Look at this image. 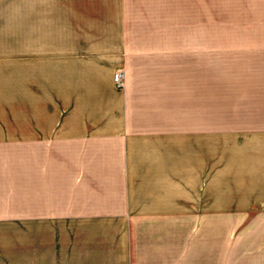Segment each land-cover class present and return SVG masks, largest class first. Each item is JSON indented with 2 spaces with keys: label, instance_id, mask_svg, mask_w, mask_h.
I'll use <instances>...</instances> for the list:
<instances>
[{
  "label": "crops",
  "instance_id": "obj_1",
  "mask_svg": "<svg viewBox=\"0 0 264 264\" xmlns=\"http://www.w3.org/2000/svg\"><path fill=\"white\" fill-rule=\"evenodd\" d=\"M34 1L30 40L0 41V226L35 234L36 264L172 243L185 264L184 215L195 242L215 214L264 232V0L225 27L214 0H96L46 31Z\"/></svg>",
  "mask_w": 264,
  "mask_h": 264
},
{
  "label": "rangeland",
  "instance_id": "obj_2",
  "mask_svg": "<svg viewBox=\"0 0 264 264\" xmlns=\"http://www.w3.org/2000/svg\"><path fill=\"white\" fill-rule=\"evenodd\" d=\"M41 1L42 26L45 31L49 26L57 27L93 20L92 17L96 15V0ZM100 4L101 1L98 0V6ZM214 6L217 27L242 25L249 20L237 17L240 14L239 8L245 7L243 0H214ZM35 7L34 0H0V41L16 42L24 40L27 36V40H30L33 36L31 33L34 34L35 31ZM121 82L120 85L123 84L122 80ZM246 217L238 222L239 219H233L227 213L215 214V240L195 242L190 216L184 215L182 220L185 264H264V232L256 225V213ZM34 235L29 233L25 236L18 226H0V264H36L37 245ZM161 245L163 248L157 251L152 245H145L146 250L137 251L136 254L140 253L142 258L141 264H150L148 258L151 256L164 257L167 264H177L175 243ZM61 251L64 256L56 259L55 264H85L84 257H68L69 251ZM90 263L100 264L94 259Z\"/></svg>",
  "mask_w": 264,
  "mask_h": 264
},
{
  "label": "built area",
  "instance_id": "obj_3",
  "mask_svg": "<svg viewBox=\"0 0 264 264\" xmlns=\"http://www.w3.org/2000/svg\"><path fill=\"white\" fill-rule=\"evenodd\" d=\"M121 72L120 71H117V72H115L114 73V75H113V77H114V80H115V82L118 84V85H120L122 82H121Z\"/></svg>",
  "mask_w": 264,
  "mask_h": 264
}]
</instances>
